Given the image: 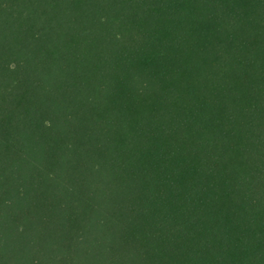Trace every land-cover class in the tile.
<instances>
[{"label": "trees", "instance_id": "1", "mask_svg": "<svg viewBox=\"0 0 264 264\" xmlns=\"http://www.w3.org/2000/svg\"><path fill=\"white\" fill-rule=\"evenodd\" d=\"M0 264H264V0H0Z\"/></svg>", "mask_w": 264, "mask_h": 264}]
</instances>
